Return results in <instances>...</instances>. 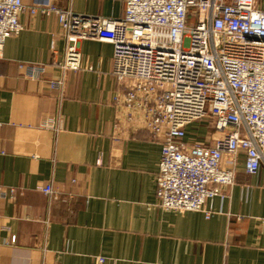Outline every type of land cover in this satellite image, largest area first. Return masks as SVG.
I'll list each match as a JSON object with an SVG mask.
<instances>
[{
  "label": "crops",
  "instance_id": "1",
  "mask_svg": "<svg viewBox=\"0 0 264 264\" xmlns=\"http://www.w3.org/2000/svg\"><path fill=\"white\" fill-rule=\"evenodd\" d=\"M52 1L112 18L126 6ZM27 7L0 59V185L16 191L0 198V264H264V167L246 174L241 153L235 184L214 198L210 218L162 209L160 141L144 127L115 126L113 97L128 81L113 73L114 45L82 40L80 68L63 70L54 64L66 46L57 16ZM22 64L46 71L32 78ZM54 79L62 89L50 87ZM205 133L199 127L198 140ZM48 183L55 197L41 190Z\"/></svg>",
  "mask_w": 264,
  "mask_h": 264
},
{
  "label": "built area",
  "instance_id": "2",
  "mask_svg": "<svg viewBox=\"0 0 264 264\" xmlns=\"http://www.w3.org/2000/svg\"><path fill=\"white\" fill-rule=\"evenodd\" d=\"M23 0H0V59L6 39L23 30ZM31 13L55 14L63 29V70L81 66L82 40L114 45L113 73L128 81L114 94L115 126L146 128L161 143L159 206L214 214L212 201L236 181L239 155L248 175L264 167V8L258 0H126L121 18L89 16L52 0H33ZM32 78L45 65H21ZM50 87L62 89L63 79ZM211 119L219 136L187 140V127ZM41 190L56 196L52 183ZM15 189L0 198L14 197ZM99 262L104 258L98 257Z\"/></svg>",
  "mask_w": 264,
  "mask_h": 264
},
{
  "label": "rangeland",
  "instance_id": "3",
  "mask_svg": "<svg viewBox=\"0 0 264 264\" xmlns=\"http://www.w3.org/2000/svg\"><path fill=\"white\" fill-rule=\"evenodd\" d=\"M261 0H258L259 2V5L261 6ZM262 7V6H261ZM195 128L193 129V131H191V137L190 139H188L189 141L191 142H195L198 140L197 138V134H198V128L200 127L201 129H204L206 131V142L209 143V144H212L213 142V139H215L216 137H218L219 135L216 134L215 130H214V127H213V123H212V120L211 119H203L201 121H197L195 122Z\"/></svg>",
  "mask_w": 264,
  "mask_h": 264
}]
</instances>
